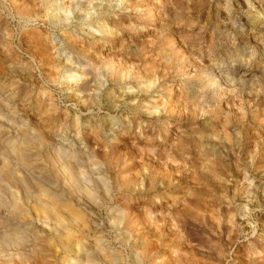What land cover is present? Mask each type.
<instances>
[{"label":"rangeland","instance_id":"rangeland-1","mask_svg":"<svg viewBox=\"0 0 264 264\" xmlns=\"http://www.w3.org/2000/svg\"><path fill=\"white\" fill-rule=\"evenodd\" d=\"M0 264H264V0H0Z\"/></svg>","mask_w":264,"mask_h":264},{"label":"bare ground","instance_id":"bare-ground-1","mask_svg":"<svg viewBox=\"0 0 264 264\" xmlns=\"http://www.w3.org/2000/svg\"><path fill=\"white\" fill-rule=\"evenodd\" d=\"M98 8H100V7H102L101 6V3L100 4H98V6H97ZM108 8L110 7V6H107ZM94 17V16H93ZM109 39V38H108ZM87 71H89L88 69H87ZM118 73V72H117ZM116 73V74H117ZM123 80V79H122ZM152 88V87H151ZM97 104V103H96ZM160 106V105H159ZM155 109V108H154ZM158 109H160V108H158ZM157 112H159L158 110H157ZM232 163V162H231ZM230 165V164H229ZM169 176V175H168ZM213 181V180H212ZM216 183V182H215ZM209 184V183H208ZM46 205H47V203H45ZM52 206V205H51ZM46 207H48L47 209H50V207L47 205ZM51 210V209H50ZM190 218V217H189ZM158 219V218H157ZM171 224V223H170ZM121 228V227H120ZM159 229V228H158ZM198 234V233H197ZM214 255V254H213Z\"/></svg>","mask_w":264,"mask_h":264}]
</instances>
